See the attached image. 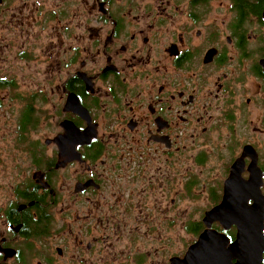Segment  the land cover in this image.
<instances>
[{
    "label": "flooded vegetation",
    "instance_id": "flooded-vegetation-1",
    "mask_svg": "<svg viewBox=\"0 0 264 264\" xmlns=\"http://www.w3.org/2000/svg\"><path fill=\"white\" fill-rule=\"evenodd\" d=\"M263 10L264 0H0V109L16 99L3 92H27L15 123L26 163L0 184V264H180L205 231L229 251L237 226L205 216L245 147L264 195ZM242 161L247 180L253 162Z\"/></svg>",
    "mask_w": 264,
    "mask_h": 264
},
{
    "label": "water",
    "instance_id": "water-1",
    "mask_svg": "<svg viewBox=\"0 0 264 264\" xmlns=\"http://www.w3.org/2000/svg\"><path fill=\"white\" fill-rule=\"evenodd\" d=\"M260 65L264 74V59L260 61ZM245 156H250L253 163L247 168L248 179L242 180L240 172L243 170H240V167L243 168L242 160ZM262 176V171L257 166L256 153L250 147H245L240 160L231 167L230 175L224 184L222 202L205 216L207 227H210L213 222L237 226L236 241L230 249L237 258V264H261L262 262L264 252ZM231 210L236 212L231 214L229 213ZM209 233L205 231L201 234L198 242L189 249V253L180 264H226V254L230 253V250L223 252L220 238L213 237Z\"/></svg>",
    "mask_w": 264,
    "mask_h": 264
},
{
    "label": "rangeland",
    "instance_id": "rangeland-1",
    "mask_svg": "<svg viewBox=\"0 0 264 264\" xmlns=\"http://www.w3.org/2000/svg\"><path fill=\"white\" fill-rule=\"evenodd\" d=\"M16 1V0H15ZM19 5V4H18ZM12 36L7 35L5 39H10ZM8 55L13 54L11 52H5ZM4 69V68H3ZM10 75L13 78H16L17 81L21 83L25 80V65L24 62L19 59L13 60V65L10 70ZM26 89L19 88L16 92H3L1 94V99L5 97H9L11 93L16 96L15 102H7L4 105V108L0 109V184L6 183L8 173L14 172L16 166H25L27 154L25 151H21L20 149H16V133H15V123L16 118L19 115V110L24 103V96L27 95ZM14 96V97H15ZM44 103V102H43ZM43 103L38 104V108L35 110V114L39 117H44L48 115L49 106ZM29 142L37 141L36 139L45 138L44 135H28Z\"/></svg>",
    "mask_w": 264,
    "mask_h": 264
},
{
    "label": "trees",
    "instance_id": "trees-1",
    "mask_svg": "<svg viewBox=\"0 0 264 264\" xmlns=\"http://www.w3.org/2000/svg\"><path fill=\"white\" fill-rule=\"evenodd\" d=\"M31 105V104H30ZM28 113V112H27ZM25 124V119L23 120V125Z\"/></svg>",
    "mask_w": 264,
    "mask_h": 264
}]
</instances>
